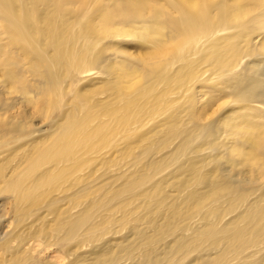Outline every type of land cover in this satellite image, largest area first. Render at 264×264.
I'll list each match as a JSON object with an SVG mask.
<instances>
[{
  "label": "bare ground",
  "instance_id": "6f19581e",
  "mask_svg": "<svg viewBox=\"0 0 264 264\" xmlns=\"http://www.w3.org/2000/svg\"><path fill=\"white\" fill-rule=\"evenodd\" d=\"M0 264H264V0H0Z\"/></svg>",
  "mask_w": 264,
  "mask_h": 264
}]
</instances>
